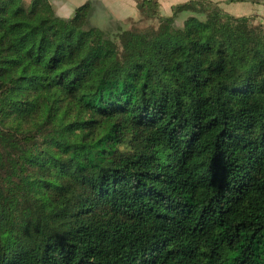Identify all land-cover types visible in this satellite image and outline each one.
Here are the masks:
<instances>
[{"label":"trees","instance_id":"obj_1","mask_svg":"<svg viewBox=\"0 0 264 264\" xmlns=\"http://www.w3.org/2000/svg\"><path fill=\"white\" fill-rule=\"evenodd\" d=\"M134 1L0 0V264H264V25Z\"/></svg>","mask_w":264,"mask_h":264},{"label":"crops","instance_id":"obj_2","mask_svg":"<svg viewBox=\"0 0 264 264\" xmlns=\"http://www.w3.org/2000/svg\"><path fill=\"white\" fill-rule=\"evenodd\" d=\"M55 13L61 17H68L74 8L86 1H91V18L97 16L105 26L109 20L128 22L139 17L134 0H49ZM160 11H166L163 15H169L172 5L186 0H158ZM166 4L165 9L162 7Z\"/></svg>","mask_w":264,"mask_h":264},{"label":"rangeland","instance_id":"obj_3","mask_svg":"<svg viewBox=\"0 0 264 264\" xmlns=\"http://www.w3.org/2000/svg\"><path fill=\"white\" fill-rule=\"evenodd\" d=\"M215 2H218L220 7L227 11L228 13H231L233 15H246L249 16L250 19L254 24H262L264 25V4L262 2H253L252 0H232V1H226V0H212ZM162 7L165 9L166 4L163 2ZM161 10V9H160ZM166 11H160V13L163 15ZM170 13V11H169ZM182 19V17H181ZM181 19L178 20V23L180 24ZM92 23L95 25L103 27V22L97 18V16H94L91 18ZM156 19L152 20H143L140 17L129 20L128 22H121L123 27L128 29H133L134 31H140L144 29L147 26L150 25H156Z\"/></svg>","mask_w":264,"mask_h":264}]
</instances>
